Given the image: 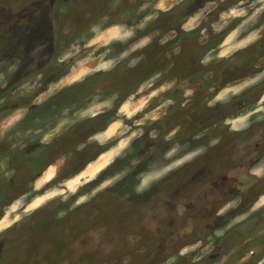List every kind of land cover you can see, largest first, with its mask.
I'll use <instances>...</instances> for the list:
<instances>
[{"label":"rangeland","instance_id":"rangeland-1","mask_svg":"<svg viewBox=\"0 0 264 264\" xmlns=\"http://www.w3.org/2000/svg\"><path fill=\"white\" fill-rule=\"evenodd\" d=\"M192 2L0 0V264H264V166L244 188L245 168L220 178L238 193L205 212L202 187L178 180L197 138L165 128L163 104L148 112L150 82L116 117L102 101L149 15Z\"/></svg>","mask_w":264,"mask_h":264},{"label":"flooded vegetation","instance_id":"flooded-vegetation-1","mask_svg":"<svg viewBox=\"0 0 264 264\" xmlns=\"http://www.w3.org/2000/svg\"><path fill=\"white\" fill-rule=\"evenodd\" d=\"M261 2L264 0H194L183 13L150 14L147 33L138 30L135 36L132 65L126 71L118 65L112 67L114 82L104 88L102 101L112 102L110 115L116 117L122 102L148 80L149 90L143 95L148 96V112H155L163 104L169 113L161 122L164 127H178L194 135L191 139L197 138H183L188 143L181 147L180 158L193 157L185 162L178 180L195 181L197 188L202 187L205 212L210 201L214 211L219 193H238L236 186L219 184L220 178L229 180L233 168H245V177H241L244 188L248 186L245 181L254 180L251 168L264 166V7L260 6L262 11L258 13L250 11L253 3ZM236 9L244 12L233 13ZM192 18L195 20L186 27ZM146 37L145 45H137ZM89 79L94 82L90 76L87 82ZM92 82L86 84V89ZM158 86L163 89L157 93ZM227 89L229 93L221 96ZM118 100L123 101L114 103ZM245 117V124H232ZM204 133L211 139L205 141ZM172 162L176 161L170 158ZM215 165L221 167L216 171ZM205 180L211 181L210 190L204 189Z\"/></svg>","mask_w":264,"mask_h":264}]
</instances>
